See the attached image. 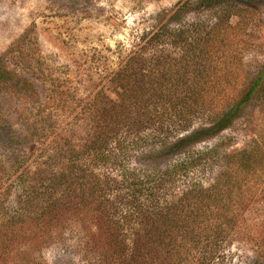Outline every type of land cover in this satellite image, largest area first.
Masks as SVG:
<instances>
[{
	"label": "trees",
	"instance_id": "1",
	"mask_svg": "<svg viewBox=\"0 0 264 264\" xmlns=\"http://www.w3.org/2000/svg\"><path fill=\"white\" fill-rule=\"evenodd\" d=\"M234 1L264 4L208 1L198 5L215 11L213 23L161 26L145 52L131 56L111 78L116 99L97 94L75 116L77 140L55 141L43 169L16 175L0 193V264H45L42 251L56 243L68 220L88 227L75 250L80 264H226L224 243L264 181V135L251 148L224 155V170L211 186L192 184L179 193V185L218 157L216 147L183 149L230 127L264 94V72L237 85V55L221 59L232 42L226 36ZM186 8L187 2L175 14ZM16 78L0 57V95L14 93ZM3 114L0 108V140L7 142L13 135ZM158 146L178 159L164 169L131 162L134 154L144 158L147 148ZM2 176L0 185L11 177ZM13 185L18 203L8 211L4 198Z\"/></svg>",
	"mask_w": 264,
	"mask_h": 264
},
{
	"label": "rangeland",
	"instance_id": "2",
	"mask_svg": "<svg viewBox=\"0 0 264 264\" xmlns=\"http://www.w3.org/2000/svg\"><path fill=\"white\" fill-rule=\"evenodd\" d=\"M208 1L218 6L223 0H0V57L19 81L13 94L0 95L1 122L13 135L10 139L5 135L7 142L0 140V178L3 175L5 180L14 167H20L0 185V193L20 172L31 175L43 169L55 141L65 145L77 140L75 116L97 94L116 99L111 78L131 56L145 52L144 45L161 26L179 29L213 23L215 11L198 5ZM185 2L186 12L175 14ZM233 4L226 36L232 42L224 48L228 54L220 58L237 55L233 67L240 73L237 85H241L264 72V4ZM212 57L214 64L223 67V60ZM19 86H24L22 94L17 91ZM199 127L196 123L191 131ZM258 135H264V94L230 127L183 149L200 152L216 147L218 157L209 166L192 171L179 185V193L192 184L211 186L224 170V155L251 148ZM147 149L144 158L140 153L133 155L134 166L164 169L178 159V154L162 146ZM18 195L14 185L8 189L4 198L8 211L17 207ZM240 220L233 237L224 243L226 264H264V181ZM87 229L82 222L68 220L56 243L42 251L41 260L80 264L75 250L78 237Z\"/></svg>",
	"mask_w": 264,
	"mask_h": 264
}]
</instances>
